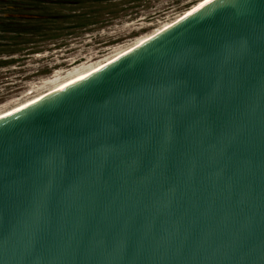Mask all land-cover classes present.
<instances>
[{"label":"water","instance_id":"water-1","mask_svg":"<svg viewBox=\"0 0 264 264\" xmlns=\"http://www.w3.org/2000/svg\"><path fill=\"white\" fill-rule=\"evenodd\" d=\"M0 264H264V0L0 118Z\"/></svg>","mask_w":264,"mask_h":264},{"label":"rangeland","instance_id":"rangeland-1","mask_svg":"<svg viewBox=\"0 0 264 264\" xmlns=\"http://www.w3.org/2000/svg\"><path fill=\"white\" fill-rule=\"evenodd\" d=\"M45 1L0 0V19L18 4L25 8L13 11L36 28L21 39L0 34V115L134 47L203 0Z\"/></svg>","mask_w":264,"mask_h":264},{"label":"bare ground","instance_id":"bare-ground-1","mask_svg":"<svg viewBox=\"0 0 264 264\" xmlns=\"http://www.w3.org/2000/svg\"><path fill=\"white\" fill-rule=\"evenodd\" d=\"M210 1H211V0H203V1H201V2L198 3L196 6H194L191 10H189L185 15H182V17L176 19V20L173 21L172 23H170V24L164 26L163 28L159 29V30H158L157 32H155L153 35H151V36L148 37L147 39L143 40V41L140 42L139 44L135 45L134 47H132V48H130V49H127V50H125V51H123V52L117 54L116 56H113L112 58L106 60V61L103 62V63H100V64H98V65H96V66H94V67H90V69H88L87 71L85 70V72H82V73L80 72V74H79L77 77H75V78H73V79H71V80H69V81H67V82H65V83H63V84H61L60 86H58V87H56V88H54V89H51V90H49V91H47V92H45V93H43V94H41V95H39V96L33 98V99H31V100L25 102L24 104H22V105H20V106H18V107H16V108H14V109H12V110L6 112V113L1 114V115H0V118L5 117V116H8V115L14 113L15 111H18V110H20V109H22V108H24V107H26V106H28V105H30V104H32V103H35V102H37V101L43 99L44 97H46V96H48V95H51L52 93H55V92H57V91H60V90H62V89H64V88H66V87H68V86H70V85H72V84H74V83H76V82H78V81H80V80H82V79L88 77L89 75H91V74H93L94 72H96V71H98V70L104 68L106 65H108L109 63H111V62H113L114 60L118 59L119 57H121V56L127 54L128 52H130L131 50H133L135 47L139 46L140 44L144 43V42L147 41L148 39H151L152 37L156 36L157 34H159V33L163 32V31H165L166 29H168L169 27L173 26V25L176 24L177 22L181 21L182 19H184L185 17H187L188 15H190L191 13H193V12L196 11L197 9L201 8L202 6H204L206 3L210 2Z\"/></svg>","mask_w":264,"mask_h":264},{"label":"trees","instance_id":"trees-1","mask_svg":"<svg viewBox=\"0 0 264 264\" xmlns=\"http://www.w3.org/2000/svg\"><path fill=\"white\" fill-rule=\"evenodd\" d=\"M94 1H105V0H94ZM42 3H46L45 0H41ZM58 4H69L70 2H63V1H57ZM10 6V5H9ZM22 5L18 4H11L9 7L12 11V13L9 14L4 20L0 19V34L2 33H9L11 36H13V39H21L24 37L25 34L30 33L32 30H36V28L28 27V22L33 21L32 19H27L26 17L22 16L20 13L13 11V9H22ZM25 8V7H23ZM14 12V13H13ZM47 19H51V17H47ZM38 21H44L46 20L45 17L38 18Z\"/></svg>","mask_w":264,"mask_h":264}]
</instances>
